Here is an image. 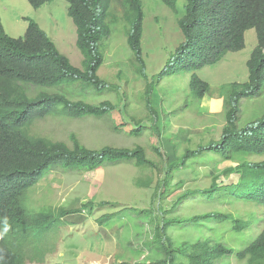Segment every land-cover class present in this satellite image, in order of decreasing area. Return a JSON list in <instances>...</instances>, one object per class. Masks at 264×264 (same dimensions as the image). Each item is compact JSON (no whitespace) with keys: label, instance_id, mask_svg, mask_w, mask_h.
<instances>
[{"label":"rangeland","instance_id":"1","mask_svg":"<svg viewBox=\"0 0 264 264\" xmlns=\"http://www.w3.org/2000/svg\"><path fill=\"white\" fill-rule=\"evenodd\" d=\"M142 4L143 55L147 75L151 81H155L152 98L157 113L156 128L161 132L160 142L153 130L139 138L131 135L137 129L139 118L145 120V126L151 127L152 124L144 103L139 102L145 83L132 73L130 67L132 52L121 21L128 9L126 0H113L108 17L112 34L103 41L106 60L99 75L111 83L112 88L98 96L93 90H81L78 85L46 89L27 87L29 97L46 92L63 95L71 101L82 100L92 104L111 101L117 105L116 111L104 118L75 120L61 117L58 121H37L31 133L59 139L70 145V137L75 134L83 145L92 150L142 146L148 159L160 168V171L151 166L139 168L123 162L106 164L94 172L68 170L45 176L39 187L29 190L30 194L23 202L27 212L59 211L61 208L70 211L82 207L76 213L68 214L57 226L55 238L59 241V249L48 256L43 264L156 263L165 257L163 252L152 251L161 245L159 241L153 243L157 227L176 221L178 223L168 225L165 230L168 247L169 243L174 249L201 241L222 243L234 254L217 264H246L239 261L236 254L250 246L264 230V208L226 195L227 192L212 201L206 200L205 194L211 184L206 180L209 168L214 172L211 179L216 178L217 185L221 187L238 182L236 175L228 177L223 172L237 167L239 163L227 161L217 165V155L214 153L187 159L185 156L188 151H197L201 146L222 140L228 110L225 87L248 82L247 64L257 47V34L254 30L247 31L243 51L229 53L222 62L196 72L211 88L208 99L212 103L206 105L190 88L192 72L174 73L160 82L156 81L184 42L178 20L185 15L187 0H178L175 10L160 0H142ZM68 10L66 0H54L39 9L32 7L28 0H0V16L8 35L15 39L23 38L28 28L26 20H33L75 67L83 69V55L76 44V26ZM231 92L232 88L229 89ZM256 100H260L264 108V86L260 97L248 100L242 106L244 113L247 105L248 110L241 126L256 114ZM209 112H216L214 120ZM263 114L264 109L261 116ZM118 124H125L121 131L115 129ZM157 148L163 156L157 152ZM176 158L180 159L168 172ZM137 182L147 183L148 186L139 187ZM163 187L166 193L160 196ZM104 203L108 204L102 206ZM88 204L92 208H86ZM209 213L225 214L228 219H208L198 224L189 222L194 217ZM236 220L247 222V228L241 232L235 231ZM178 264L188 263L180 258Z\"/></svg>","mask_w":264,"mask_h":264},{"label":"trees","instance_id":"2","mask_svg":"<svg viewBox=\"0 0 264 264\" xmlns=\"http://www.w3.org/2000/svg\"><path fill=\"white\" fill-rule=\"evenodd\" d=\"M52 1L54 0H28L36 9ZM66 1L69 4L68 14L76 26V44L83 55V69L75 67L60 52L37 22L26 20L28 28L25 36L15 39L6 33L0 16V264L45 263L48 256L57 253V226L62 224V219L68 214L76 213L82 207L70 211L61 208L59 211L27 212L23 202L28 198L29 190L39 187L45 176L68 170L94 172L106 164L117 165L123 162L139 168L151 166L160 171L148 159L142 146L133 149L104 147L92 150L83 145L75 134L70 137V145L59 139L31 133V128L37 121H58L61 117L75 120L99 119L110 116L117 109V105L111 101L92 104L82 100L71 101L59 94L41 92L34 97L27 94L28 86L46 89L78 85L81 90H93L98 96L112 88L111 83L100 77L99 71L106 60L103 41L112 34L108 17L113 0ZM160 1L175 10L178 0ZM126 2L128 9L121 21L127 45L132 52L130 67L132 73L145 83L139 102L144 103L153 125L145 126V120L139 118L140 122L136 120L137 129L131 135L139 138L153 130L159 139L160 131L155 124L157 113L152 98L155 81H151L147 75L142 47L143 4L142 0ZM178 25L184 42L156 81L160 82L174 73L192 72L190 88L200 100L208 94L210 86L196 72L217 64L229 52L241 51L245 46V33L249 30L256 32L258 46L248 63L249 82L232 86V93L228 97L227 104L231 109L227 119L230 126L234 125L240 99L259 95L264 86V0H187L185 15L178 20ZM118 125L115 129L121 131L125 124ZM235 129L220 144L201 146L193 153L188 151L185 159L192 154L196 157L215 152L222 156L224 162L236 160L239 165L225 171V175L230 177L238 174L239 182L219 187L214 178L206 188V200L219 199L221 193L227 192L226 195L264 208V163L252 165L243 156L264 153V117L257 130L243 128L236 133ZM158 151L160 150L157 148ZM237 154H242V159L233 158ZM172 169L171 164L168 172ZM211 176H206V179ZM138 182L139 187L148 186L147 183ZM165 193L166 189L163 187L160 196ZM91 206L88 204L86 208L90 209ZM208 219L223 221L228 216L209 213L194 217L189 222L198 224ZM172 223L178 221L157 227L153 243L159 241L161 245L152 251L163 252L165 257L152 264H178L180 258L188 264H217L220 260L233 256L232 249L212 241L184 245L179 249L172 248L169 243L168 247L165 230ZM234 223L237 232L245 230L248 225L241 220ZM236 258L246 264H264V230L250 246L239 251Z\"/></svg>","mask_w":264,"mask_h":264},{"label":"clouds","instance_id":"3","mask_svg":"<svg viewBox=\"0 0 264 264\" xmlns=\"http://www.w3.org/2000/svg\"><path fill=\"white\" fill-rule=\"evenodd\" d=\"M250 31V30H249ZM245 37H246V33H245ZM257 41H258V39H257ZM257 46H258V44H257ZM245 47H246V38H245V46H244V48L241 50V51H243L244 49H245ZM257 48V47H256ZM255 48V49H256ZM241 51H238V52H241ZM255 51V50H254ZM229 53H237V52H229ZM228 53V54H229ZM254 53V52H253ZM253 53H252V55H253ZM228 54H226V56L228 55ZM252 55H251V58H252ZM225 56V57H226ZM225 57L220 61V62H222L224 59H225ZM250 58V59H251ZM172 59V58H171ZM170 59V60H171ZM250 59H249V61H250ZM170 60H169V62H170ZM168 62V63H169ZM220 62H218V63H220ZM167 63V64H168ZM217 63V64H218ZM249 63V62H248ZM214 65H216V64H214ZM248 65V64H247ZM167 66V65H166ZM212 66V65H211ZM166 68V67H165ZM163 72V71H162ZM161 72V73H162ZM248 72H249V67H248ZM249 77H250V73H249ZM248 82H249V80H248ZM247 83V82H246ZM234 85H241V84H238V83H234V84H230L229 86H226L225 87V96L226 97H229L230 96V93H229V89L230 88H232V86H234ZM244 85V84H243ZM210 86V85H209ZM211 89V88H210ZM226 90H228V92H226ZM210 91V90H209ZM232 93V92H231ZM261 93H262V91L260 90V93H259V95H257V96H255V97H243V98H241L240 100L241 101H239V111H238V115H237V121L235 122V124L234 125H231L230 126V124H229V122H228V119H227V115H228V113H229V111H230V106L227 104V107H228V110H227V112H226V114H225V126H224V128H223V138H222V140L220 141V142H218V143H210L208 146H210L211 144H214V145H217V144H220L222 141H223V139H224V137L231 131V130H234L235 128V131H236V133H238V132H241V131H239V130H242L243 128H248V130L250 129V130H252V131H254V130H257V128H258V125H259V122H261V120L263 119V117H264V114L261 116V113H262V111H263V106H261L260 105V100H256V101H254L256 104H255V111H256V114L252 117V119L249 121V122H247L244 126H241L240 125V123H241V121H243V119H244V116H245V114H246V112H247V110H248V105H247V108H246V111H245V113L242 111V106L244 105V104H246V102L248 101V100H252V99H255V98H258V97H260L261 96ZM208 94H209V92H208ZM208 94L204 97V99H202L203 101H204V103L207 105V103H212V102H209V99H208ZM226 102H228V98H227V101ZM209 108V107H208ZM216 112H218V111H216ZM216 112H209V115L211 116V119L212 120H214V118L217 116V114H215ZM261 116V117H260ZM153 126V125H152ZM232 127V128H231ZM166 130V129H165ZM234 131V132H235ZM160 134H161V132H160ZM234 134V133H233ZM232 134V135H233ZM249 134H251V133H249ZM156 135V134H155ZM232 135H230V136H232ZM157 138V137H156ZM160 139H161V135H160V138L158 139L157 138V140L160 142ZM208 146H205V147H208ZM156 148V147H155ZM198 151V150H197ZM160 152V155H162L163 156V153H161V151H159ZM190 152H196V151H190ZM186 153V152H185ZM210 153H214V154H216L217 155V165L219 164V163H224V160H222V156L220 155V154H218V153H215V152H210ZM191 156H194L193 154L191 155ZM191 156H189V157H191ZM244 157H245V161L247 162V163H251L252 165H255V164H263L264 163V153H259L258 155H243ZM182 157V156H181ZM180 157V158H181ZM188 157V158H189ZM180 158H176V159H174L173 161H172V165L174 164V162H176V161H178ZM233 158H236L237 160H239V159H242V154H237V155H235ZM257 159V160H256ZM236 161V160H235ZM233 162V161H229V162H232V163H237V162ZM227 162V161H226ZM216 165V166H217ZM215 166V167H216ZM232 167H230L229 169H231ZM233 168H236V166H233ZM225 171H227V170H225ZM225 171L223 172V174H225ZM214 174V172H212V170L209 168V170H208V173H207V176H211V175H213ZM233 175H236L237 177H238V182H239V180H240V176L238 175V174H233ZM233 175H231V176H233ZM230 176V177H231ZM207 181H210V183L212 182V179H211V177H209L208 179H206ZM238 182H236V183H238ZM58 249H59V245H58ZM58 249H57V251H58Z\"/></svg>","mask_w":264,"mask_h":264},{"label":"crops","instance_id":"4","mask_svg":"<svg viewBox=\"0 0 264 264\" xmlns=\"http://www.w3.org/2000/svg\"><path fill=\"white\" fill-rule=\"evenodd\" d=\"M75 219V218H74Z\"/></svg>","mask_w":264,"mask_h":264}]
</instances>
